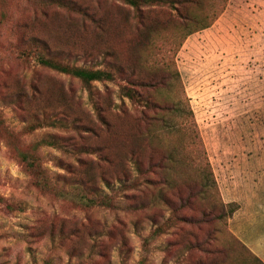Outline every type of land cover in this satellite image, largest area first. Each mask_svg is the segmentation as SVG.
<instances>
[{
    "label": "rangeland",
    "instance_id": "1",
    "mask_svg": "<svg viewBox=\"0 0 264 264\" xmlns=\"http://www.w3.org/2000/svg\"><path fill=\"white\" fill-rule=\"evenodd\" d=\"M91 5L101 17L97 28L48 0H0V264H77L79 253L83 264H264L249 241L250 226H264V217L246 220L245 241L229 206L239 202L227 199L252 147H264V108L252 104L260 87L252 73L264 68V0ZM189 15L200 23L184 26ZM203 23L211 25L190 32ZM35 49L114 77L87 85L41 66ZM31 84L43 88L42 101L29 100ZM69 88L75 98L66 96ZM64 101L71 113H62ZM159 115L171 127L146 140V125ZM58 118L67 126L73 119L94 124L97 135L86 143L96 153L81 157L102 165L111 184H99L115 206L84 209L33 184L21 151L36 154L53 177L77 163L69 154L73 132L50 125ZM171 148L180 162L171 178L184 196L195 192L190 201L173 196L168 205L166 185L154 205L149 192L125 197L134 192L126 189L133 179H120L122 186L112 174L126 168L139 175L133 150L146 162ZM205 176L215 185L204 189ZM90 220L86 239L69 230Z\"/></svg>",
    "mask_w": 264,
    "mask_h": 264
},
{
    "label": "trees",
    "instance_id": "2",
    "mask_svg": "<svg viewBox=\"0 0 264 264\" xmlns=\"http://www.w3.org/2000/svg\"><path fill=\"white\" fill-rule=\"evenodd\" d=\"M50 4L56 5L64 8L66 11L74 13L75 16L79 17L82 20L83 25L88 27L97 28L101 25V17L98 15L96 8H94L91 4L93 0H87L83 4L79 2V0H48ZM127 4L134 6L136 9H140L141 0H123ZM195 15L185 16L184 26H190L192 24H197L199 20H196ZM192 20L193 22H189ZM200 23V22H199ZM201 25V26H200ZM198 25L195 29L190 30V32L197 31L203 28H206L211 25V23H203ZM148 35V34H146ZM148 37V36H147ZM35 41H40L39 38H34ZM38 46L42 47L43 42ZM43 48V47H42ZM41 49V48H40ZM38 63L41 66L51 68L57 72L69 75L72 78H76L81 82L90 85L93 81H104V80H112L114 77V73L107 69L102 68H87L82 66H76L69 63H63L60 60H57L49 54L42 53L41 50H33ZM31 92L29 94V100L40 102L44 99V90L38 84L29 85ZM68 93L75 98V93L72 88L65 91L66 96ZM127 96L133 97L134 94L131 92L126 93ZM63 108L62 113L67 114L71 113L73 106L67 101H64L60 104ZM45 114V110H43ZM65 118H58L56 120H51L50 125L52 126H67L65 125ZM140 120V119H138ZM72 125L67 126V130H71L73 132V136H69L71 141V150L69 151L70 155H73L77 163H68L65 166V172L56 174V177L51 176L49 170L44 167L40 162L39 158L36 154H32L28 151L19 152V157L25 167L27 168L29 174L31 175L33 184L40 190H45L48 192H54L56 195L69 200L79 207L84 209L94 208L98 206L103 207H113L115 206L114 200L105 194L102 187L99 184V180L109 183L108 179H106L102 165H99L94 158L90 157H81L82 155H93L96 153V149L92 146H88L89 144L86 141L90 140L93 136H96V130L94 124L89 121L87 124L82 123L77 119H73L71 121ZM145 138L149 140L156 133L159 136V132H163L167 130L169 126L166 122L163 121L162 115H159L153 122H149L146 125ZM86 132V133H84ZM42 143L51 144L52 140H41ZM155 150V146H151ZM167 157L161 156L158 160L150 155L147 158V161L142 160L139 152L136 150L132 152V164L135 169L138 171V176H133L130 171L126 168L122 172H113V176L116 174V178L119 181L122 178H132L133 183L126 186V189L130 187L134 192L130 195H126L125 197H130L137 199L140 194H145L147 192L150 193V197L146 200L150 199V202L154 205L157 201L156 194L161 190L159 187L161 185H166L171 192L169 195H163V201L168 205L173 203L172 197L175 196L183 201V203H187L190 201V196L194 195L195 192L190 190L189 194L184 196L181 189H176L175 183L173 182V178H171V168L174 165H177L178 162V149L171 148L166 152ZM166 159L168 161L166 162ZM109 162V165H114L113 159H106ZM126 167V166H125ZM97 170L100 171L98 174ZM122 186L124 182H120ZM215 185V181L210 176L204 177L203 188L209 185ZM159 188V189H158ZM156 189H158L156 191ZM102 193V194H101ZM192 194V195H191ZM162 195V194H161ZM231 207V212H235L239 208V204L229 203ZM87 223H77L74 225V229H69L71 233L80 239H86L92 235L91 229V220ZM123 225V222H121ZM93 225H96L93 223ZM61 227H65L64 224L60 225ZM52 227L55 230L54 225ZM61 229L62 231L64 229ZM55 232L52 231L51 235ZM80 258L77 264H83V254L79 253ZM46 264H50L47 260Z\"/></svg>",
    "mask_w": 264,
    "mask_h": 264
},
{
    "label": "crops",
    "instance_id": "3",
    "mask_svg": "<svg viewBox=\"0 0 264 264\" xmlns=\"http://www.w3.org/2000/svg\"><path fill=\"white\" fill-rule=\"evenodd\" d=\"M253 80L256 81L258 89H256V100L252 104L253 107L264 108V68L256 70L252 73ZM261 76V78H260ZM261 82V83H260ZM258 110V109H257ZM251 161L242 163L239 172L236 174L234 181V196L229 200L238 201L240 207L234 214L236 222L235 232L240 235L245 241V233L243 229L247 226L246 220L258 219L264 217V147L256 146L251 149ZM249 193V198L245 194ZM252 226V227H251ZM250 226V248L264 259V226Z\"/></svg>",
    "mask_w": 264,
    "mask_h": 264
}]
</instances>
